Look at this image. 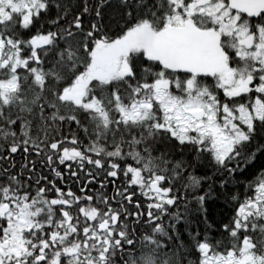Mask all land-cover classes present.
Here are the masks:
<instances>
[{
	"label": "snow or ice",
	"instance_id": "obj_1",
	"mask_svg": "<svg viewBox=\"0 0 264 264\" xmlns=\"http://www.w3.org/2000/svg\"><path fill=\"white\" fill-rule=\"evenodd\" d=\"M0 264H264V0H0Z\"/></svg>",
	"mask_w": 264,
	"mask_h": 264
}]
</instances>
